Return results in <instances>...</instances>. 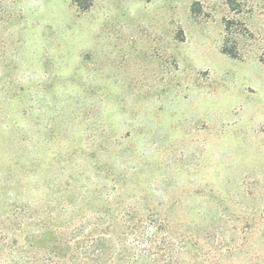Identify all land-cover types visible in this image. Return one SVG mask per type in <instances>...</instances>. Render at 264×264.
Here are the masks:
<instances>
[{
	"label": "rangeland",
	"instance_id": "1",
	"mask_svg": "<svg viewBox=\"0 0 264 264\" xmlns=\"http://www.w3.org/2000/svg\"><path fill=\"white\" fill-rule=\"evenodd\" d=\"M123 172L181 264H264V0H0V201Z\"/></svg>",
	"mask_w": 264,
	"mask_h": 264
},
{
	"label": "trees",
	"instance_id": "2",
	"mask_svg": "<svg viewBox=\"0 0 264 264\" xmlns=\"http://www.w3.org/2000/svg\"><path fill=\"white\" fill-rule=\"evenodd\" d=\"M221 50L236 57L230 47ZM81 176L54 190L45 184L42 202L13 193L0 201V264H181L190 242L161 215L169 206L133 200L124 172L102 177L110 185L100 177L78 186Z\"/></svg>",
	"mask_w": 264,
	"mask_h": 264
}]
</instances>
